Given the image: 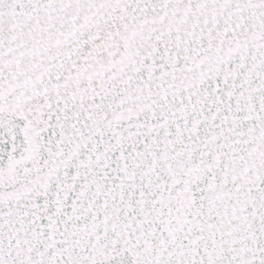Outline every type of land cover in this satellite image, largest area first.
I'll return each mask as SVG.
<instances>
[{
    "label": "snow or ice",
    "instance_id": "obj_1",
    "mask_svg": "<svg viewBox=\"0 0 264 264\" xmlns=\"http://www.w3.org/2000/svg\"><path fill=\"white\" fill-rule=\"evenodd\" d=\"M0 264H264V0H0Z\"/></svg>",
    "mask_w": 264,
    "mask_h": 264
}]
</instances>
